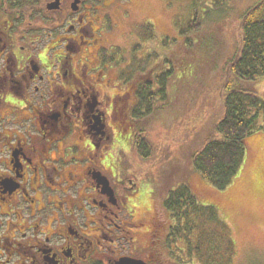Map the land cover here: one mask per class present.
<instances>
[{
    "label": "flooded vegetation",
    "instance_id": "obj_1",
    "mask_svg": "<svg viewBox=\"0 0 264 264\" xmlns=\"http://www.w3.org/2000/svg\"><path fill=\"white\" fill-rule=\"evenodd\" d=\"M134 1L0 0V264L196 262L165 210L166 233L134 203L143 175L126 144L142 132L139 85L159 75L154 33L126 60L107 40Z\"/></svg>",
    "mask_w": 264,
    "mask_h": 264
},
{
    "label": "rangeland",
    "instance_id": "obj_2",
    "mask_svg": "<svg viewBox=\"0 0 264 264\" xmlns=\"http://www.w3.org/2000/svg\"><path fill=\"white\" fill-rule=\"evenodd\" d=\"M257 1L228 0L216 9L218 5L202 0H135L127 17L116 12L117 27L107 38L108 43L121 47L126 60L137 33L145 35L146 28L152 29L154 37L144 46L152 54L147 61L149 71L156 66L161 73L172 70L166 99L156 104L153 113L138 126L153 144V158L136 157L131 134L127 144L121 138L133 156V169L143 175L134 203L152 210L164 222L166 233L168 217L162 202L169 190L182 183L188 185L201 204L217 210L230 230L235 247L232 264H264V129L245 139L242 163L225 189L210 186L190 162L192 153L198 151L222 116L221 90L227 62L240 45L241 15ZM194 14L201 25L187 34L193 42L188 45L180 29L186 30ZM242 85L264 100V80ZM158 149L160 156L156 158ZM213 239L219 240V236ZM198 248L205 262L196 257L190 264H206L214 254L217 259L216 242L208 249L206 245Z\"/></svg>",
    "mask_w": 264,
    "mask_h": 264
},
{
    "label": "trees",
    "instance_id": "obj_3",
    "mask_svg": "<svg viewBox=\"0 0 264 264\" xmlns=\"http://www.w3.org/2000/svg\"><path fill=\"white\" fill-rule=\"evenodd\" d=\"M202 1L212 6L218 5L216 9H220L228 0ZM200 25L194 14L186 30L180 29V34L187 37L188 33L197 31ZM239 33L240 45L227 62L228 73L221 90L222 116L198 151L192 153L190 162L192 169L217 190L225 189L236 175L242 163L245 139L264 129V100L255 91L242 85L264 80V0H258L243 11ZM152 37L151 35L150 39ZM184 40L188 45L193 44L188 37ZM165 63L171 64L169 60H165ZM171 74L172 70L160 72L153 79L149 77L143 89L139 85L134 117L144 119L153 113L156 104L166 99ZM134 136V153L145 160L153 158L154 147L148 135L142 131ZM159 156L158 149L156 158ZM162 204L172 220L171 237L180 241L182 259L188 258L189 261L198 257L202 263V253L198 251V247L206 245L208 249L216 242L219 258L216 259L214 254V258L206 264H232L235 247L231 232L214 207L201 204L188 185L183 183L169 190ZM218 236L219 240L213 239Z\"/></svg>",
    "mask_w": 264,
    "mask_h": 264
}]
</instances>
